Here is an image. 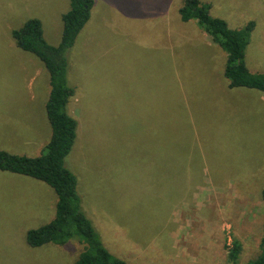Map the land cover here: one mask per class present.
Listing matches in <instances>:
<instances>
[{"label":"rangeland","instance_id":"rangeland-1","mask_svg":"<svg viewBox=\"0 0 264 264\" xmlns=\"http://www.w3.org/2000/svg\"><path fill=\"white\" fill-rule=\"evenodd\" d=\"M93 1L66 54L74 90L66 109L77 129L64 165L85 215L128 264H246L263 237L264 108L245 91L226 90V54L194 21H180L184 0L171 14L157 0ZM200 1L231 29L255 23L245 62L264 73V0ZM68 10L69 0H0L2 151L37 157L51 136L48 72L11 32L38 19L57 46ZM56 200L44 183L0 172V264L76 261L84 247L76 240L39 248L25 241L54 218Z\"/></svg>","mask_w":264,"mask_h":264},{"label":"trees","instance_id":"trees-1","mask_svg":"<svg viewBox=\"0 0 264 264\" xmlns=\"http://www.w3.org/2000/svg\"><path fill=\"white\" fill-rule=\"evenodd\" d=\"M93 0H70L69 10L62 15L61 39L57 46L46 42L38 19L27 20L11 32L16 47L37 58L49 75V96L45 104L51 136L37 157L18 156L0 150V172L28 177L44 183L56 195L54 218L46 225L28 230L26 244L39 248L53 244L63 246L71 240L82 244L83 251L72 264H128L113 256L103 245L90 219L85 215L77 193V180L65 165L75 139L77 122L67 113V104L74 90L67 80V52L73 47L79 33L90 19ZM180 21H194L198 29L225 54L223 77L228 87L257 90L264 93V73H251L245 62L254 22L241 29H231L227 23L210 15V5L200 0H184L178 9ZM264 203V190L261 192ZM263 237L258 255L246 264H264ZM240 244L233 242L228 260L235 262Z\"/></svg>","mask_w":264,"mask_h":264},{"label":"crops","instance_id":"crops-1","mask_svg":"<svg viewBox=\"0 0 264 264\" xmlns=\"http://www.w3.org/2000/svg\"><path fill=\"white\" fill-rule=\"evenodd\" d=\"M100 1V0H99ZM175 2H176V0H157V3L159 4V5H166L167 7H168V9H169V12H170V14H171V8H173V6L174 5H176L175 4ZM206 4H208V3H206ZM209 5V4H208ZM69 6H70V0H69ZM129 7H133V6H135V3L132 1L131 2V4L130 5H128ZM180 7H178V9H179ZM211 8V7H210ZM120 9H121V7H120ZM173 9H175L176 10V7H174ZM177 9V10H178ZM121 12V11H120ZM122 13V12H121ZM139 13H140V16H142V17H144V15H143V13L144 12H141V11H139ZM65 14V13H64ZM131 14H133V10L131 9ZM159 14H160V11L159 10H157V11H153L152 13H149L148 15H149V19H151V20H157L158 18H159ZM177 15H178V11H177ZM62 17V16H61ZM180 19V18H179ZM175 21H176V18H175ZM147 22H149L148 20H147ZM26 53V52H25ZM29 54V53H28ZM31 55V54H30ZM37 59V58H36ZM25 64L29 67V65L31 66V65H35L36 67H38L37 66V63H33V60H29L28 59V61L27 62H25ZM247 65V64H246ZM248 68V67H247ZM38 70H40L39 68H36V73H38ZM223 71H224V69H223ZM255 72V71H254ZM255 73H257V72H255ZM226 90L227 91H245V92H243V93H245V94H247V95H249L250 96V98H252V100L254 101V103H256L260 108H264V93L263 92H260V91H257V90H251V89H245V88H233V89H230L229 87H228V82H227V86H226Z\"/></svg>","mask_w":264,"mask_h":264}]
</instances>
